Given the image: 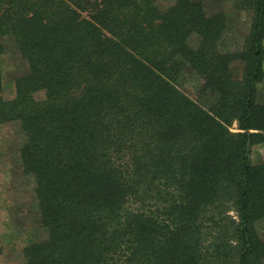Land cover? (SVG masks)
Here are the masks:
<instances>
[{"label":"trees","instance_id":"1","mask_svg":"<svg viewBox=\"0 0 264 264\" xmlns=\"http://www.w3.org/2000/svg\"><path fill=\"white\" fill-rule=\"evenodd\" d=\"M164 1L0 0V60L26 64L0 127L20 129L43 232L25 264H264V0H236V51L224 11Z\"/></svg>","mask_w":264,"mask_h":264},{"label":"rangeland","instance_id":"2","mask_svg":"<svg viewBox=\"0 0 264 264\" xmlns=\"http://www.w3.org/2000/svg\"><path fill=\"white\" fill-rule=\"evenodd\" d=\"M208 10L224 11L227 28L223 33L221 49L236 51L240 49L244 36L248 33L250 15L238 10L236 0H203ZM170 3L172 0H165ZM264 47V39H263ZM2 74L1 96L10 100L15 95V78L26 70L13 47L8 46L0 60ZM263 78L257 87L256 103L264 104V60ZM180 86L182 91L193 100H198L200 81L188 75ZM41 93L35 97L41 98ZM233 123L230 130L237 131ZM258 132V131H253ZM264 134V132L260 131ZM20 129L15 123L0 127V264H25L22 249L27 240L41 239L43 232L38 227L36 208L33 200V182L22 173L19 162ZM251 160L255 165H264V140L251 147ZM256 229L264 238V221L256 224Z\"/></svg>","mask_w":264,"mask_h":264}]
</instances>
